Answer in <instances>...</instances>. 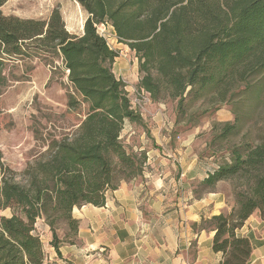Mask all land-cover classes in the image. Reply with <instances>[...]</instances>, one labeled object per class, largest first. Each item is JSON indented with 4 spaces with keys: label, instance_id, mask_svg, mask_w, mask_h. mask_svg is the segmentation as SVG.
<instances>
[{
    "label": "trees",
    "instance_id": "trees-1",
    "mask_svg": "<svg viewBox=\"0 0 264 264\" xmlns=\"http://www.w3.org/2000/svg\"><path fill=\"white\" fill-rule=\"evenodd\" d=\"M76 1L88 14L80 35L65 29L57 8L47 21L0 11V65L3 55L23 53L26 42L58 51L79 118L70 136L52 141L28 164L25 177L12 178L0 167V210L11 211L0 216V264H44L39 220L49 227L50 245L59 254L58 246L76 237L73 208L102 206L107 191L142 170L144 154H131L120 134L127 120L138 124L143 118L111 70L118 52L100 35V26L110 25L117 41L138 57L137 86L150 100L176 103L177 123L196 126L202 116L250 92L256 96L248 111L264 104V0ZM237 122L213 124L211 146L219 152L225 145V154L199 183L203 190L219 181L231 186L229 212L199 225L215 230L213 250L223 254L219 264H247L251 246L235 229L255 211L264 220V130L251 141L233 143ZM58 222L69 230L65 240L57 236Z\"/></svg>",
    "mask_w": 264,
    "mask_h": 264
},
{
    "label": "crops",
    "instance_id": "crops-1",
    "mask_svg": "<svg viewBox=\"0 0 264 264\" xmlns=\"http://www.w3.org/2000/svg\"><path fill=\"white\" fill-rule=\"evenodd\" d=\"M104 28L110 36L109 46L119 50L121 42L112 45L117 40L113 28L110 25ZM123 47L129 49L126 44ZM111 70L123 80L127 93L137 86L140 74L134 63L129 65L128 60L117 56ZM153 104L154 108H145L144 114L152 115L147 130L160 148L143 152L145 161L139 176L121 181L117 188L107 191L102 206L83 204L73 208L72 217L78 220L76 237L73 242L60 244L59 254L50 245L49 227L39 220L36 230L41 229L44 264L222 261L223 254L213 250L215 230L199 225L202 219L228 209L225 195L216 188L223 181L217 182L212 190L197 191V184L213 171L219 157L195 149L191 134L173 137L162 132V128L167 130L161 113L163 105L157 104L158 108ZM145 142L141 139L140 145ZM235 230L236 236L246 237L251 246L247 264H264V220L259 212H253Z\"/></svg>",
    "mask_w": 264,
    "mask_h": 264
},
{
    "label": "rangeland",
    "instance_id": "rangeland-1",
    "mask_svg": "<svg viewBox=\"0 0 264 264\" xmlns=\"http://www.w3.org/2000/svg\"><path fill=\"white\" fill-rule=\"evenodd\" d=\"M3 2L0 6L2 14L18 16L21 19L47 21L51 11L57 8L68 32L75 35L83 32L82 26L87 14L76 0ZM104 33L109 39L105 28ZM117 43L120 42L116 40L112 45ZM123 44L125 43L121 42L118 45L120 47L117 50L118 56L128 60L129 65L134 63L138 66V57H134V52L124 48ZM23 46L24 52L21 54L3 55V64L0 65V167L3 173L15 179L26 176L28 164L45 152L52 141L70 136L79 119L70 103L69 96L73 94V88L58 51L52 47L39 46L35 41L23 43ZM137 87L134 85V89L137 90ZM255 96L256 92L254 94L250 92V96L236 97L232 102L225 103L202 116L196 126L185 121L176 122L174 101L168 99L158 103L152 101L147 107L154 108L153 103H156L157 107L159 103L163 105L161 113L164 114L163 121L167 130L162 128V132L173 137L191 134L195 149L198 148L205 155L221 156L225 154L226 146L223 145V150L219 152H216L218 147L211 146L213 124L233 123L238 120L236 125L240 133L231 139L233 143L240 142L241 138L251 141L264 130V104L258 105L255 110H247ZM142 114L145 115L142 123L135 124L127 120L120 134L122 145H125L136 158L150 148H160L150 138V130H147L152 115L144 112ZM141 139L146 140L145 144L140 145ZM175 141L178 139L175 138ZM5 168H9V171L6 172ZM197 187L198 193L204 191L199 184ZM216 188L225 195L228 203L225 213H228L234 204L231 186L227 182H222ZM10 212V209L0 210V216L8 217ZM66 226L63 222L56 224V233L61 240L66 239L65 234L68 235L69 230ZM36 233L41 234V229L36 230Z\"/></svg>",
    "mask_w": 264,
    "mask_h": 264
},
{
    "label": "built area",
    "instance_id": "built-area-1",
    "mask_svg": "<svg viewBox=\"0 0 264 264\" xmlns=\"http://www.w3.org/2000/svg\"><path fill=\"white\" fill-rule=\"evenodd\" d=\"M99 33L104 37V39H106L107 42V36L104 33V27H99ZM134 57L136 56L134 55ZM66 71L68 72L67 69ZM127 96L129 98L131 108L139 114H142L145 111V108L152 103L149 93L141 87H137V90L133 89L130 93H127Z\"/></svg>",
    "mask_w": 264,
    "mask_h": 264
}]
</instances>
